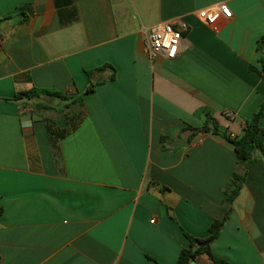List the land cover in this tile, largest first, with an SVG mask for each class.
I'll return each instance as SVG.
<instances>
[{"label": "crops", "instance_id": "1", "mask_svg": "<svg viewBox=\"0 0 264 264\" xmlns=\"http://www.w3.org/2000/svg\"><path fill=\"white\" fill-rule=\"evenodd\" d=\"M223 3L229 20L198 18ZM166 22L186 25L181 47L151 60L147 36ZM261 37L264 0H0V99L81 92L85 70L116 71L62 112L0 101V264H174L185 235L206 238L229 210L211 254L264 264V157L224 202L242 171L234 149L192 130L204 109L237 136L264 103V80L249 69H260Z\"/></svg>", "mask_w": 264, "mask_h": 264}, {"label": "trees", "instance_id": "2", "mask_svg": "<svg viewBox=\"0 0 264 264\" xmlns=\"http://www.w3.org/2000/svg\"><path fill=\"white\" fill-rule=\"evenodd\" d=\"M27 9L28 6L21 7L17 17L22 16V18H24ZM10 18L11 17H8L6 20ZM22 21L23 19L18 20L19 23ZM262 46H264V37H261L257 42V50L261 52L258 59L260 69L251 66L249 69L264 80V52H262ZM84 73L87 77V83L81 92L76 91L68 93L54 89L32 87L29 90L15 93L11 99H0V101L11 103H19L20 101L29 102L33 113H39L41 110L48 108H54L57 112H62L75 103L81 104L82 95L94 92L98 85L113 82L116 77L115 68L109 63H104L96 68L85 70ZM56 100L59 101L57 106L53 105V102ZM201 112L203 113V124L200 128H192V130L195 133H212L213 135H218L223 138L233 147L237 168L240 167L242 169L241 172L235 170L223 188V201L232 204L239 195L246 181L247 171L255 161L256 156L259 155L264 157V130L261 128V119L264 117V103L258 107L257 111L252 114L249 119L245 120L241 133L233 138H231L230 134L219 125L210 111L202 109ZM62 134V132L58 134V138L61 137ZM165 142H167V139L161 137L160 143L162 146ZM54 145L55 142H53V146ZM1 212L2 209H0V214ZM229 214L230 210L221 220H214L208 228V236L204 239L185 235L189 245L187 248L181 249L177 261L174 264H189V262L195 260V258L200 255H206L217 264H229L213 256L210 251L211 243L219 237Z\"/></svg>", "mask_w": 264, "mask_h": 264}, {"label": "built area", "instance_id": "3", "mask_svg": "<svg viewBox=\"0 0 264 264\" xmlns=\"http://www.w3.org/2000/svg\"><path fill=\"white\" fill-rule=\"evenodd\" d=\"M198 18L209 27H214L222 19L229 20L231 11L226 4H220L213 9H203L198 12ZM186 30L183 23H161L153 27L146 39V53L152 60L156 56H164L167 60H174L182 42V33ZM235 135L230 134L233 138Z\"/></svg>", "mask_w": 264, "mask_h": 264}, {"label": "water", "instance_id": "4", "mask_svg": "<svg viewBox=\"0 0 264 264\" xmlns=\"http://www.w3.org/2000/svg\"><path fill=\"white\" fill-rule=\"evenodd\" d=\"M173 147H186L187 143L181 141L180 139H176V141L172 144Z\"/></svg>", "mask_w": 264, "mask_h": 264}, {"label": "rangeland", "instance_id": "5", "mask_svg": "<svg viewBox=\"0 0 264 264\" xmlns=\"http://www.w3.org/2000/svg\"><path fill=\"white\" fill-rule=\"evenodd\" d=\"M58 100H56V101H54L53 103H54V105H58Z\"/></svg>", "mask_w": 264, "mask_h": 264}]
</instances>
